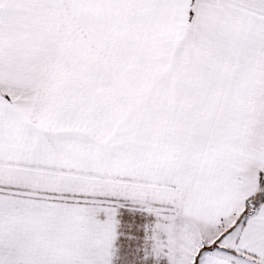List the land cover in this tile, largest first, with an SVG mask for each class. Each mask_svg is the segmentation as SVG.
<instances>
[{"label":"crops","instance_id":"1","mask_svg":"<svg viewBox=\"0 0 264 264\" xmlns=\"http://www.w3.org/2000/svg\"><path fill=\"white\" fill-rule=\"evenodd\" d=\"M261 91L264 0H0V264H264Z\"/></svg>","mask_w":264,"mask_h":264},{"label":"rangeland","instance_id":"2","mask_svg":"<svg viewBox=\"0 0 264 264\" xmlns=\"http://www.w3.org/2000/svg\"><path fill=\"white\" fill-rule=\"evenodd\" d=\"M262 92L264 93V91H261L260 94H262ZM262 125H264V123L260 122L259 127H261ZM263 191L264 170L257 167H248L245 168L244 172H240L233 199V212L235 216L233 215L230 223H228V225L220 233L219 238H217L209 248L213 247L214 249H216V252H219L227 258L238 259V257H236L229 250L233 249L235 238L243 225L244 219L250 215L253 206H255V204L259 202L258 200L260 198V194L263 193ZM199 233L195 232L192 235L194 237L188 243L189 247H192L193 244L202 242V239H208L212 236L211 235L208 237L207 235L205 236L202 232ZM207 246L209 245L207 244Z\"/></svg>","mask_w":264,"mask_h":264},{"label":"trees","instance_id":"3","mask_svg":"<svg viewBox=\"0 0 264 264\" xmlns=\"http://www.w3.org/2000/svg\"><path fill=\"white\" fill-rule=\"evenodd\" d=\"M259 202L258 203H256L255 204V206H253V208H252V211L261 203V202H263L264 201V191H263V193H261L260 194V198H259V200H258Z\"/></svg>","mask_w":264,"mask_h":264}]
</instances>
